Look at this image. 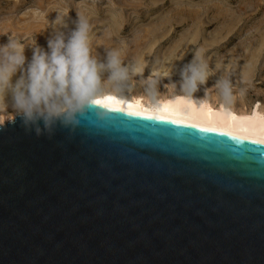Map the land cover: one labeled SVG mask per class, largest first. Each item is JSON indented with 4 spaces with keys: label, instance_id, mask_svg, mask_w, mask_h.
Masks as SVG:
<instances>
[{
    "label": "water",
    "instance_id": "95a60500",
    "mask_svg": "<svg viewBox=\"0 0 264 264\" xmlns=\"http://www.w3.org/2000/svg\"><path fill=\"white\" fill-rule=\"evenodd\" d=\"M91 111L0 132V264H264V144Z\"/></svg>",
    "mask_w": 264,
    "mask_h": 264
},
{
    "label": "rangeland",
    "instance_id": "374dc122",
    "mask_svg": "<svg viewBox=\"0 0 264 264\" xmlns=\"http://www.w3.org/2000/svg\"><path fill=\"white\" fill-rule=\"evenodd\" d=\"M57 11L65 12L66 35L77 12L88 19L92 55L99 62L117 49L126 66L143 67L142 75L176 74L200 51L208 79L232 83L235 108L256 102L264 110V0H0V44L13 35L26 44L30 61V44L47 50L53 35L48 21ZM211 95L221 100L217 90Z\"/></svg>",
    "mask_w": 264,
    "mask_h": 264
},
{
    "label": "clouds",
    "instance_id": "9594fccd",
    "mask_svg": "<svg viewBox=\"0 0 264 264\" xmlns=\"http://www.w3.org/2000/svg\"><path fill=\"white\" fill-rule=\"evenodd\" d=\"M57 13L54 21H48L53 35L47 40V50L37 42L30 44L33 53L30 61L25 56L26 44L13 35L8 36L6 44H0V132L6 125L14 126L19 119L26 133L47 136L51 140L62 130L76 133L99 101H104L106 107H124L136 99H130L134 90L129 84L130 72L131 75L140 74L143 67L139 64L126 66L117 49L107 53L106 63L99 62L92 55L88 19L77 12L75 27L66 35L61 30L67 28L65 12ZM105 72L108 73L106 80L102 79ZM181 76L179 87L172 82L161 92L160 80L169 75L154 71L140 82L144 86L140 99L146 100L148 109L157 114L181 101L204 108L208 89H204L203 96L195 95L208 80V66L200 51L185 65ZM213 87L217 89L223 108L235 102L229 80L218 79ZM243 94L241 90L240 95ZM108 114L109 111H101L95 115L104 119Z\"/></svg>",
    "mask_w": 264,
    "mask_h": 264
},
{
    "label": "bare ground",
    "instance_id": "6f19581e",
    "mask_svg": "<svg viewBox=\"0 0 264 264\" xmlns=\"http://www.w3.org/2000/svg\"><path fill=\"white\" fill-rule=\"evenodd\" d=\"M161 75L168 73V78H161L160 88L161 92L164 91V86L169 83L175 82L179 87L177 81L182 80L181 72L172 74L170 71L164 73L160 72ZM142 74L131 75L129 84L132 87L139 89L138 94L131 92V97H136L135 100L131 101V107L124 106L126 111L141 112L145 115L152 116H164L167 120H177L180 121V125H196L195 128H215L220 131L231 133L233 136L245 138V140H264V110L259 107L256 102L250 103L248 108H235L233 105L229 106L227 109L221 106V100H216L211 93L215 89L213 86L215 80L208 79L206 85L201 86V90L198 91L196 96L205 95L204 89H208V102L204 108L197 106H191L183 101L178 104H175L170 107L166 112L157 114L153 111H150L147 106L146 100H141L140 97L144 93V86L140 83L141 80H137L140 77H144L146 80L149 78L152 73L147 72ZM108 73L105 72L102 74V79H107ZM134 83V84H133ZM246 87L243 86L241 90L245 92ZM241 92V91H240ZM164 99H167L168 96H164ZM12 109L9 108V112Z\"/></svg>",
    "mask_w": 264,
    "mask_h": 264
},
{
    "label": "snow or ice",
    "instance_id": "6c2138e0",
    "mask_svg": "<svg viewBox=\"0 0 264 264\" xmlns=\"http://www.w3.org/2000/svg\"><path fill=\"white\" fill-rule=\"evenodd\" d=\"M96 106L106 107L104 101L97 102ZM128 106L131 107V102H129ZM106 109L109 112L123 113V114L129 115V116L142 117L143 119H148V120H157V121H161V122H170V123H174V124H180L181 123L180 121H177V120L169 121L164 116H152V115H145L144 113H141V112L126 111V109L124 107H114V106L108 105L106 107ZM187 127L195 128L197 126L196 125H187ZM199 130L201 132H216L218 135L230 136L232 139H245L242 137L233 136L231 133L220 131V130L215 129V128L202 127ZM251 143L252 144H264V140H252Z\"/></svg>",
    "mask_w": 264,
    "mask_h": 264
}]
</instances>
